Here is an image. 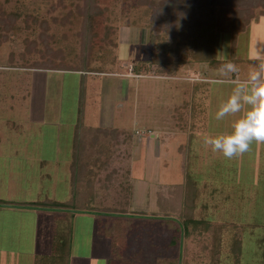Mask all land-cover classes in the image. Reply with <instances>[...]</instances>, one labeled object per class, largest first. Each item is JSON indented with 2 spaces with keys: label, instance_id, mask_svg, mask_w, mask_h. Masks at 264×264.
<instances>
[{
  "label": "rangeland",
  "instance_id": "374dc122",
  "mask_svg": "<svg viewBox=\"0 0 264 264\" xmlns=\"http://www.w3.org/2000/svg\"><path fill=\"white\" fill-rule=\"evenodd\" d=\"M86 1L0 0V52L18 65L99 72L88 83L87 123L110 131L95 146L103 148L94 159V177L114 181L113 189L130 200L135 183L129 214L143 221L133 225L131 257L155 259V250L165 253L176 227L166 220L189 215L208 218L212 226L207 234L180 240L173 264H202L197 263L201 255L205 264H264V178L260 180L255 157H250L257 154L258 142L239 155L243 162H235L237 156L227 159L203 143L204 135L230 127L231 118L217 121L212 115L230 91L227 84L208 83L215 77L213 68L224 55L231 61L245 60L246 45L253 43L252 50H259L262 28L247 30L252 21L264 19V0H117L99 15L113 28V56L107 63L96 58L83 66L92 45L91 34L82 29L83 14L92 13L93 21L98 13ZM67 39L76 43L75 54L64 48ZM111 73L125 78L122 93ZM32 74L25 79L31 100L50 103L33 111L31 118L62 120L64 132L70 131L66 123L72 97L66 75L60 82L53 73L48 88L39 80L43 73ZM2 111L0 107V115ZM28 156L0 155V200L46 197L51 180L39 176L32 163L38 155ZM53 166L60 169L52 180L59 179L56 186L65 192L61 180H66V165ZM167 207L170 214L165 213ZM0 214L2 227L12 225L8 214ZM229 228H234V260L219 247L228 240L223 229ZM121 241L126 244V237ZM7 257V251H0V260L5 263Z\"/></svg>",
  "mask_w": 264,
  "mask_h": 264
},
{
  "label": "crops",
  "instance_id": "0c3cea01",
  "mask_svg": "<svg viewBox=\"0 0 264 264\" xmlns=\"http://www.w3.org/2000/svg\"><path fill=\"white\" fill-rule=\"evenodd\" d=\"M257 26L262 28L259 31L262 35L259 50H252V42L246 45L245 60L240 61L238 59L240 57H236L237 60L232 61L239 69L238 74H234V78L244 79L250 70L264 63V19L252 21L247 32ZM200 67L199 70L202 69L201 64ZM219 68L220 63H216L213 68L214 75ZM33 72L50 74L47 76L42 74L39 79H44L43 87L46 84L48 88H51L53 73L55 76L58 75L60 82L64 81V75H66L65 82L70 85L68 91L72 97V107L66 123L70 125V131L64 132L62 120L47 121L31 118L33 111L36 113L37 109H46L47 104L50 103L49 100H31V85L25 82V79H29ZM205 72L209 73L207 69ZM97 73L99 72L18 65L10 59L7 60L5 54L0 52V93L4 94L0 95V107L4 112L0 115V126H2L0 155L17 157L38 155V158L31 160L32 163L39 168V176L43 178L45 175L51 180L46 190V197L39 200L70 202L72 206H75L70 208L39 207L24 204V202L37 200L3 198L18 204H0V213L8 214L13 219L12 225L2 227L0 224V251L8 253L5 263L2 259L0 264H36L39 256L52 254L55 232L57 229H64L63 227L69 237L67 259L62 262L53 260L47 264H173L174 247L166 249L165 253L155 250V259L152 256L141 259L131 257L129 252L132 248L128 245L131 238L135 237L133 225L143 221L129 217L130 203L134 200L136 193L135 183L131 182L133 187L130 191V200L125 192L113 189L114 181L94 177L97 164L94 162V157L89 158L88 156L91 154L95 156L100 152H96L98 148L91 147L88 142L94 139L98 130L108 129L87 123L88 83L90 77L96 76ZM110 75L118 78L119 89L122 93L126 87L125 78L121 79V76L113 73ZM83 91H85L84 97ZM257 147V154L254 156L251 154L250 157L251 159L255 157L253 162L257 165L258 175L261 172L259 177L262 180L264 178V142H258ZM238 161H242L241 156L235 158V162ZM53 163L59 167L61 164L66 165L68 174L66 180H61L66 183L65 192H61L56 186L59 179L52 180V175L60 169L54 167ZM61 194L64 195V199L58 198ZM123 208L125 212L114 210ZM262 210L264 212V208ZM57 217L59 218L58 223ZM113 218L122 220L115 221ZM145 219L153 220V218ZM123 237L127 239L126 244L121 241ZM133 251L134 254L137 253L135 249Z\"/></svg>",
  "mask_w": 264,
  "mask_h": 264
},
{
  "label": "trees",
  "instance_id": "16d2710c",
  "mask_svg": "<svg viewBox=\"0 0 264 264\" xmlns=\"http://www.w3.org/2000/svg\"><path fill=\"white\" fill-rule=\"evenodd\" d=\"M117 0H87L86 2L93 6L95 10H98V13L93 16V21H91L90 15L92 13L88 14H83L84 18L82 22H84V25L82 26V29L84 32L87 33V35L92 37V45L90 46L89 54L88 56H83V66L84 64H87L90 66V63L94 61L96 58H100L103 60L104 63H107V58L113 56V49L116 46V40L114 39V32L113 28L106 23H102L101 19L99 18V15L101 12L104 10H110L111 6L116 3ZM221 19V16L219 17ZM224 21V20H223ZM222 21V23H223ZM76 22V21H75ZM73 21V23H75ZM221 23V21H220ZM234 23L230 24L233 25ZM65 39V37H64ZM68 42L63 43L64 48L68 51V53H73L75 54L77 49L75 48L76 43L74 40H68ZM88 42V41H87ZM90 42V41H89ZM87 67V66H85ZM56 68H62V67H56ZM88 68V67H87ZM70 69V68H67ZM89 69V68H88ZM88 69H83V68H74V70H83V71H89ZM136 68L135 70H137ZM110 130L108 129H100L97 131V135L94 137V139L90 140L88 143H90L91 147H95L96 145L100 146L101 145V140L103 137L106 138L108 135V132ZM117 134L118 131L114 130ZM103 148V147H102ZM102 148L98 147V150L96 152H101ZM94 152V153H96ZM93 153V152H92ZM93 155V154H91ZM89 155L88 157L90 158ZM97 156V155H95ZM95 160H98V156L94 158ZM190 178L188 177L187 180ZM188 186V185H187ZM0 203L4 204H18L16 202H11V201H6V200H0ZM26 205L30 206H39V207H54V208H70V207H75L72 206L70 202H60V201H52L49 199L46 200H37V201H28L24 202ZM169 207V206H168ZM166 208L168 211L165 212L166 214L168 213L169 210H172L171 208ZM115 211H121L125 212L126 210L123 209H114ZM128 216V215H127ZM130 218H133V216H129ZM115 221L116 220H122L121 218H113ZM112 219V220H113ZM165 221V220H164ZM173 225H176L175 230L171 238L169 239L167 246L168 247H175L179 245L180 247V240L186 239V238H191V236L195 235L196 233L200 232V234H207V231L209 233V230L211 229L212 223L210 219L205 218V217H196V216H181L179 215L173 220H166ZM64 229H57L55 232V239H54V246H53V251L51 255H44V256H39L36 264H47V262H52L53 260L62 262L67 259V251L69 249V237L68 233L66 232L65 227ZM227 234L226 238V244L221 243L220 251L224 250L227 252L228 259L229 260H234V228H229V229H223L222 234ZM197 235V234H196ZM231 243L227 242L230 241ZM237 239H235V242ZM241 241V243H240ZM242 244V240L239 238V242ZM121 253V252H120ZM179 256L181 255V250L178 252ZM182 261H187L184 259ZM191 261V260H190ZM204 263V258L201 255L200 260H198L197 263Z\"/></svg>",
  "mask_w": 264,
  "mask_h": 264
},
{
  "label": "clouds",
  "instance_id": "9594fccd",
  "mask_svg": "<svg viewBox=\"0 0 264 264\" xmlns=\"http://www.w3.org/2000/svg\"><path fill=\"white\" fill-rule=\"evenodd\" d=\"M221 59L218 72L208 83L227 84L230 91L212 115L217 121L231 118L230 127L226 131L204 135L203 143L213 152L231 159L247 152L253 142H264V63L250 70L244 79H239L233 78L239 72L238 66L228 60L227 55Z\"/></svg>",
  "mask_w": 264,
  "mask_h": 264
}]
</instances>
